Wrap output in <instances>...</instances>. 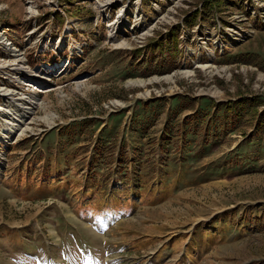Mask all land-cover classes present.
Wrapping results in <instances>:
<instances>
[{
	"label": "rangeland",
	"instance_id": "obj_1",
	"mask_svg": "<svg viewBox=\"0 0 264 264\" xmlns=\"http://www.w3.org/2000/svg\"><path fill=\"white\" fill-rule=\"evenodd\" d=\"M0 264H264V0H0Z\"/></svg>",
	"mask_w": 264,
	"mask_h": 264
},
{
	"label": "bare ground",
	"instance_id": "obj_2",
	"mask_svg": "<svg viewBox=\"0 0 264 264\" xmlns=\"http://www.w3.org/2000/svg\"><path fill=\"white\" fill-rule=\"evenodd\" d=\"M186 73H187V72H186ZM33 77H34V76H33ZM167 78H168V77H167ZM139 83H140V84H144V83H143V82H141V81H140ZM8 95H9V94H8ZM25 109H26V108H25ZM19 110H20V109H19Z\"/></svg>",
	"mask_w": 264,
	"mask_h": 264
}]
</instances>
